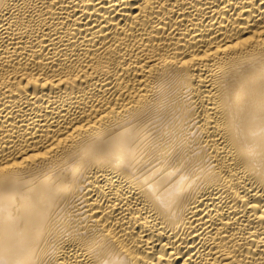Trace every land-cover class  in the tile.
I'll return each mask as SVG.
<instances>
[{
	"label": "bare ground",
	"instance_id": "bare-ground-1",
	"mask_svg": "<svg viewBox=\"0 0 264 264\" xmlns=\"http://www.w3.org/2000/svg\"><path fill=\"white\" fill-rule=\"evenodd\" d=\"M0 264H264V0H0Z\"/></svg>",
	"mask_w": 264,
	"mask_h": 264
}]
</instances>
